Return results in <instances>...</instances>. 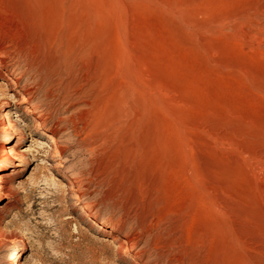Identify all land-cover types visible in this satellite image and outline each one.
Returning <instances> with one entry per match:
<instances>
[{"label":"rangeland","instance_id":"rangeland-1","mask_svg":"<svg viewBox=\"0 0 264 264\" xmlns=\"http://www.w3.org/2000/svg\"><path fill=\"white\" fill-rule=\"evenodd\" d=\"M0 53V264H264V0H0Z\"/></svg>","mask_w":264,"mask_h":264},{"label":"bare ground","instance_id":"bare-ground-1","mask_svg":"<svg viewBox=\"0 0 264 264\" xmlns=\"http://www.w3.org/2000/svg\"><path fill=\"white\" fill-rule=\"evenodd\" d=\"M86 50V49H85ZM82 53V52H81ZM84 53V52H83ZM82 53V54H83ZM30 70L36 75L37 80L42 79V71L41 67L38 66H29ZM10 68H13V64H9L6 58L3 54L0 53V79H4L7 82H10L12 89H13V96L17 97L22 104H29L32 102V93L30 92L29 84L22 85V87H19L18 81H20V75L16 76L14 80L10 79ZM22 77V76H21ZM63 80V79H62ZM40 82V81H39ZM38 82V83H39ZM64 82V81H63ZM91 89V88H90ZM34 97V96H33ZM33 109L27 110L26 113H33ZM22 134H19L16 136V142L12 148H9L8 150H4L3 159L4 161L8 159L10 156H14V160L19 159L16 162V165L14 166L13 170L9 174H0V195L3 189L6 188L7 179H10L13 174L19 173V169L22 167V153H20V145L23 141ZM2 164H0V169H2ZM67 172H72L70 168H68ZM69 186L73 185V181L68 182ZM85 217H89L87 214H85ZM0 233V238H1ZM124 243V242H123ZM125 252H128L127 249L124 250Z\"/></svg>","mask_w":264,"mask_h":264}]
</instances>
